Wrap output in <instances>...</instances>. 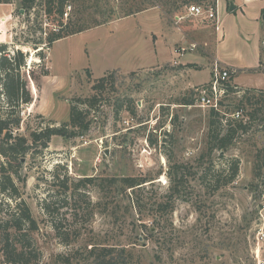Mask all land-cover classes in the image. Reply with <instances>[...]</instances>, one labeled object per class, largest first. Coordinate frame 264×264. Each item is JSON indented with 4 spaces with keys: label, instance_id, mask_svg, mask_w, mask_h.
Instances as JSON below:
<instances>
[{
    "label": "rangeland",
    "instance_id": "rangeland-1",
    "mask_svg": "<svg viewBox=\"0 0 264 264\" xmlns=\"http://www.w3.org/2000/svg\"><path fill=\"white\" fill-rule=\"evenodd\" d=\"M42 1L35 0L27 13L20 0L0 2L1 29L5 30V42L0 44L6 45L8 53L27 52L20 75L33 94L31 103L18 108L20 123L12 126L13 135L30 143L31 131L67 121L77 98L99 96L100 100L91 109L88 131H76L70 137L53 135L45 149H29L12 167L0 155V164L7 167L17 187L11 196L0 192V213L13 212L21 201L29 208L38 225L30 232L38 252L35 264H88L86 249L93 241L112 247L115 253L127 250L130 255L120 257V264H264V156L262 169L255 172L256 156L264 152L260 118L225 151H209L210 108L199 106L196 100V88L210 79L207 59L212 45L203 41H208L213 22L190 17L195 26L190 35L199 43L196 50L176 59L202 65L189 70L169 60L174 58L173 48L180 47V21L175 24L173 19L185 13L184 6L168 10L163 1L135 0L132 4L145 8L119 18L124 0H99L98 9L95 0H67L65 22L75 26L93 24V20L104 23L45 46L40 59L38 50L58 30L54 15L41 7ZM111 6L116 16L105 18ZM157 18H162L165 30L153 45L150 31L160 33ZM35 42H39L36 47ZM145 63L153 64L124 70ZM117 65L124 69H110ZM252 72L239 73L236 83L234 73L230 76L236 91L227 93L218 107L225 112L223 123L248 120L250 109L239 98L244 90L264 87V74ZM102 77L106 80L103 88L94 89ZM261 82V87L250 86ZM8 108L1 100L0 116L5 117ZM233 159L239 161L238 171L230 180ZM175 164L184 166L178 171L173 209L160 211L157 204L170 186L167 171ZM64 172L74 179L136 176L149 180L135 194L106 188L107 194L111 191L107 209L87 205L89 198H99L91 190L90 195L79 194L68 200L67 207L46 216L41 202L56 190L51 184L54 174ZM127 194L136 196L139 205L134 210L128 206ZM53 223L80 235L64 244Z\"/></svg>",
    "mask_w": 264,
    "mask_h": 264
},
{
    "label": "trees",
    "instance_id": "trees-1",
    "mask_svg": "<svg viewBox=\"0 0 264 264\" xmlns=\"http://www.w3.org/2000/svg\"><path fill=\"white\" fill-rule=\"evenodd\" d=\"M10 0H0V2H8ZM99 0H95V8L99 7ZM126 6L119 8V16L112 13L114 7L109 8V13L105 18L111 19L112 17H127L136 12L143 10L145 7L143 5L136 6L135 0H124ZM163 1V5L170 9H178L179 7H185L191 4L195 0H157ZM180 1V6L177 2ZM204 2V4H214L215 0H196ZM67 0H45L41 2V7H43L47 15H54L52 21L57 25L58 30H53L46 40V45L40 48L38 55L40 59H43V50L45 46L48 48L51 44L63 37L81 32L86 29H90L94 26L102 25L103 23L93 20V24H84L81 26L71 25V23L65 22L64 13L66 11ZM21 8L24 12H29L35 7V0H20ZM103 15V13L101 12ZM107 20V19H106ZM39 43V42H38ZM34 43L33 46L36 47ZM41 43V42H40ZM26 43H23V45ZM29 46V45H28ZM6 45L0 44V51H5ZM27 52H23L18 49L14 51L10 57L6 55L0 56V103L1 100H5V103L9 107V111L6 116L2 114L0 116V155L6 157L7 162L10 167L13 166L20 155H24L29 149L33 151L45 149L48 146L50 137L53 135H59L62 137L73 136L76 131L86 132L90 127V112L91 109L96 108L99 96H93L91 98H77L75 103H72L69 108V118L67 121L62 122L60 125H51L42 128L39 131L33 130L30 132V143L23 136H14L12 133V126H19L20 117L18 115V108L21 104H28L32 102L31 88L29 89L27 83L21 78L20 69L26 65ZM41 62V60H40ZM105 77L100 78L98 83L93 85V88L98 90L102 89L104 86ZM33 85V84H32ZM30 87V84H29ZM33 90L35 91V86L33 85ZM229 92H235V87L228 84ZM249 92H252L249 94ZM3 99H2V98ZM239 102L241 104H246L250 110L246 112L248 117L247 121L242 119L238 120H226L225 123V112L210 108L209 119H208V134H207V146L208 150L212 151L214 149L225 151L230 145H232L238 136L248 132L250 127H252L253 122L259 117V124L261 129L264 130V87L255 88L253 90H244V93L240 96ZM190 104L191 102H185ZM262 116H258V114ZM224 124V126H223ZM34 146V148H32ZM256 156L255 172L258 174L260 169H262L261 161L264 156V152ZM238 159H233L232 170L230 173V180H233L238 171ZM19 164V162H18ZM184 166V165H183ZM182 165L175 164L171 166L167 174L169 176L170 186L168 188V193L165 195V201L161 200L157 206L160 211L171 212L174 205V200L172 197L177 195L178 190L176 181L178 179V172L183 168ZM2 163L0 164V192L5 195H13L17 191V187L14 184L12 175L7 171ZM17 175V171H14ZM183 175H180V184ZM149 179L138 178L136 176H85L74 179L69 176L66 172L63 175L54 174L51 184L56 190L52 193L48 192L47 197L41 202V208L46 216H52V213H57V209L60 207H67L68 200L75 199L77 195H90L91 190L95 191L99 198L96 201L88 199L87 205L93 207L103 206L105 209L110 207L107 198L111 195L107 194L106 188L110 190H116L118 194L127 193V190L132 194H135V189H140L145 182ZM83 191V192H81ZM105 191V192H104ZM17 195V194H16ZM128 206L134 210L138 201L135 198H130L127 194ZM58 199L57 206L54 200ZM180 199L183 200L182 195ZM59 203V204H58ZM16 208L13 212L8 214L0 213V264H35L34 257L37 255V250L34 247L32 241L33 238L30 234L31 231L37 230L38 225L36 219L32 216L29 208L21 202H16ZM76 213V212H75ZM76 215V214H74ZM161 219V218H158ZM156 221V218H154ZM55 229L56 236L64 244H69L72 239L79 237V233L72 232L68 233L67 230H62L56 224H52ZM91 246L86 249L89 256L88 264H120V257H126L130 255L127 250H118V253L114 252L112 247L106 245H99L96 241L90 243ZM77 251V250H75ZM73 251V252H75ZM68 260V258H65Z\"/></svg>",
    "mask_w": 264,
    "mask_h": 264
},
{
    "label": "crops",
    "instance_id": "crops-1",
    "mask_svg": "<svg viewBox=\"0 0 264 264\" xmlns=\"http://www.w3.org/2000/svg\"><path fill=\"white\" fill-rule=\"evenodd\" d=\"M231 2L234 6L232 9H230ZM215 5L218 28L216 29L215 24L213 23V25H211L212 33L209 35L208 41H203V45H212V52L209 53L210 59H207L208 63L210 62L211 64L209 68L210 75L215 62H217L222 67L236 70L233 75L234 83H236L235 80L239 73L245 72L253 74L252 71L259 70L260 41L264 36V0H215ZM190 17L194 18V16L186 15L180 21V47L189 49H186L188 52L193 51L190 49L192 44L198 45L199 43L190 35L195 32V26L191 23L192 20ZM229 17V23L226 25V19ZM189 18L190 20H188ZM157 21L158 24L161 23L158 27L160 33L150 31L152 41L155 37L153 45L159 41V37L163 38V32L165 30L162 18H157ZM202 49L203 51H206V48ZM198 53L206 55L203 52ZM183 56H180L179 58ZM196 57L201 56L197 54ZM174 59H177L176 55L169 60ZM178 62L183 66V69L190 70L191 68H201L202 66L199 61L178 60ZM152 64L145 63L143 65L135 66L134 68L131 67L130 69H124L117 65L110 69L119 68L124 70H134ZM262 85L263 83L261 82L250 86L261 87Z\"/></svg>",
    "mask_w": 264,
    "mask_h": 264
},
{
    "label": "built area",
    "instance_id": "built-area-1",
    "mask_svg": "<svg viewBox=\"0 0 264 264\" xmlns=\"http://www.w3.org/2000/svg\"><path fill=\"white\" fill-rule=\"evenodd\" d=\"M69 7V6H68ZM67 14L65 11L64 15ZM186 15H191L201 20H207L213 22L215 24V28H218L217 22V13H216V5L214 4H189L185 6V13L176 15L174 17L175 24H178L179 21L184 18ZM6 19V16H5ZM3 22V21H2ZM1 22V23H2ZM0 23V43L5 42V30L2 31ZM197 47L196 44H192L190 49H195ZM187 48L185 47H176L173 49V53H175L177 59L183 55ZM6 55L10 57L12 52L8 53L7 50L0 51V56ZM176 59H174V63H177ZM258 69L261 73L264 74V36L260 41V59L258 63ZM236 70H231L228 67H222L217 62H215L212 70L210 79L205 82L202 86L196 88V100L198 105L201 107H208L219 110L218 107L223 99V97L227 94L228 84L230 76ZM238 115V113H236Z\"/></svg>",
    "mask_w": 264,
    "mask_h": 264
},
{
    "label": "water",
    "instance_id": "water-1",
    "mask_svg": "<svg viewBox=\"0 0 264 264\" xmlns=\"http://www.w3.org/2000/svg\"><path fill=\"white\" fill-rule=\"evenodd\" d=\"M234 6H233V4H232V2L230 3V9H232ZM263 18H264V16H263Z\"/></svg>",
    "mask_w": 264,
    "mask_h": 264
},
{
    "label": "bare ground",
    "instance_id": "bare-ground-1",
    "mask_svg": "<svg viewBox=\"0 0 264 264\" xmlns=\"http://www.w3.org/2000/svg\"><path fill=\"white\" fill-rule=\"evenodd\" d=\"M2 19H4V18H2ZM0 21L2 22V20L0 19ZM28 60H30V59H28Z\"/></svg>",
    "mask_w": 264,
    "mask_h": 264
}]
</instances>
